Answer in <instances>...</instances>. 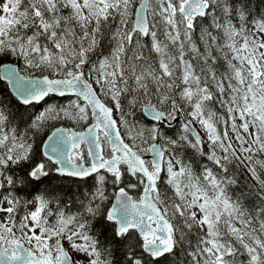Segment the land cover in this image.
<instances>
[{
    "label": "snow or ice",
    "instance_id": "1",
    "mask_svg": "<svg viewBox=\"0 0 264 264\" xmlns=\"http://www.w3.org/2000/svg\"><path fill=\"white\" fill-rule=\"evenodd\" d=\"M0 82V264H264V0H0Z\"/></svg>",
    "mask_w": 264,
    "mask_h": 264
},
{
    "label": "trees",
    "instance_id": "2",
    "mask_svg": "<svg viewBox=\"0 0 264 264\" xmlns=\"http://www.w3.org/2000/svg\"><path fill=\"white\" fill-rule=\"evenodd\" d=\"M0 83H2V82H0ZM50 103H64L63 102V100H60V99H57V98H55L53 101H49ZM55 123H59V122H55ZM64 124V123H63ZM59 125V124H58ZM238 179L243 183L245 180H249L248 178H247V176L246 175H244V174H240V175H238Z\"/></svg>",
    "mask_w": 264,
    "mask_h": 264
},
{
    "label": "rangeland",
    "instance_id": "3",
    "mask_svg": "<svg viewBox=\"0 0 264 264\" xmlns=\"http://www.w3.org/2000/svg\"><path fill=\"white\" fill-rule=\"evenodd\" d=\"M229 134H230V135H232V133H231V132H230Z\"/></svg>",
    "mask_w": 264,
    "mask_h": 264
}]
</instances>
